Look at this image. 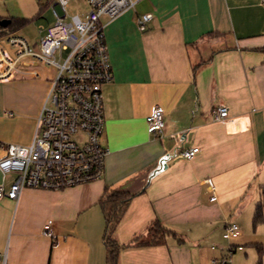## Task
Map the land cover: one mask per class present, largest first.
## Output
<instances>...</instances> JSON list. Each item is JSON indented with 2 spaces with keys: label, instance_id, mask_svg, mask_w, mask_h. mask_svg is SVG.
Wrapping results in <instances>:
<instances>
[{
  "label": "crops",
  "instance_id": "obj_1",
  "mask_svg": "<svg viewBox=\"0 0 264 264\" xmlns=\"http://www.w3.org/2000/svg\"><path fill=\"white\" fill-rule=\"evenodd\" d=\"M136 1L102 21L114 72L103 87L104 176L1 200L0 264H107L100 201L111 191L133 196L115 233L119 264H225L230 250L226 264H264V3ZM37 70L0 81V144H32L54 74ZM220 105L225 122L214 119ZM155 106L166 115L161 137L148 130ZM193 147L199 154L183 158ZM16 177L0 170V185L9 190ZM49 221L55 239L44 233ZM156 223L163 244L132 243ZM228 223L238 239L224 238Z\"/></svg>",
  "mask_w": 264,
  "mask_h": 264
},
{
  "label": "built area",
  "instance_id": "obj_2",
  "mask_svg": "<svg viewBox=\"0 0 264 264\" xmlns=\"http://www.w3.org/2000/svg\"><path fill=\"white\" fill-rule=\"evenodd\" d=\"M86 2L88 10L82 16H70V0H53L54 23L47 29L40 26L41 38L36 43L0 26V81L39 76L38 66L54 69L32 144H0L2 174L17 175L9 190L0 185V201L18 200L26 188L60 191L104 176L109 150L101 144L106 123L103 87L114 80V72L102 18L114 20L137 1ZM151 19L152 14L139 19L140 31L147 30ZM229 116L224 105L214 111L216 121L225 122ZM166 126L164 109L155 106L148 117L149 132L161 137ZM199 152L200 148L193 147L184 150L182 157L191 160ZM216 199L214 195L211 200ZM44 233L56 238L51 221L45 224ZM240 234L237 224L226 225L225 239L236 240Z\"/></svg>",
  "mask_w": 264,
  "mask_h": 264
},
{
  "label": "trees",
  "instance_id": "obj_3",
  "mask_svg": "<svg viewBox=\"0 0 264 264\" xmlns=\"http://www.w3.org/2000/svg\"><path fill=\"white\" fill-rule=\"evenodd\" d=\"M28 20L16 19L12 22L11 28L23 27ZM15 26V27H14ZM132 195L128 193H121L118 191L106 192L104 197L100 201L105 219H106V231L104 235V244L107 250V264H119V251L121 249L120 244L115 239V233L117 227L126 212L131 200ZM264 204H262L256 215V220L262 219ZM167 236V230L156 223L148 228L147 235L136 237L132 243L136 246H153L160 245L165 242Z\"/></svg>",
  "mask_w": 264,
  "mask_h": 264
},
{
  "label": "rangeland",
  "instance_id": "obj_4",
  "mask_svg": "<svg viewBox=\"0 0 264 264\" xmlns=\"http://www.w3.org/2000/svg\"><path fill=\"white\" fill-rule=\"evenodd\" d=\"M52 5L53 0H0V17H7L11 20H28L29 23L23 27L10 28V31H16L33 42H37L41 38L40 26L47 29L54 23ZM67 9L70 16H82L88 10V5L86 0H70ZM104 19L105 17L102 21ZM66 55L67 52L64 53V56Z\"/></svg>",
  "mask_w": 264,
  "mask_h": 264
},
{
  "label": "water",
  "instance_id": "obj_5",
  "mask_svg": "<svg viewBox=\"0 0 264 264\" xmlns=\"http://www.w3.org/2000/svg\"><path fill=\"white\" fill-rule=\"evenodd\" d=\"M12 23L10 19H0V26L6 28Z\"/></svg>",
  "mask_w": 264,
  "mask_h": 264
}]
</instances>
